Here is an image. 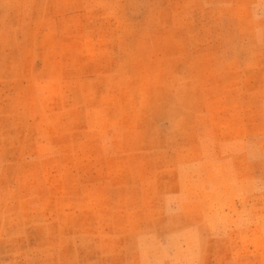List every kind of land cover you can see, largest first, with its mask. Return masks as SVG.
I'll list each match as a JSON object with an SVG mask.
<instances>
[{
  "label": "rangeland",
  "instance_id": "374dc122",
  "mask_svg": "<svg viewBox=\"0 0 264 264\" xmlns=\"http://www.w3.org/2000/svg\"><path fill=\"white\" fill-rule=\"evenodd\" d=\"M0 264H264V0H0Z\"/></svg>",
  "mask_w": 264,
  "mask_h": 264
}]
</instances>
